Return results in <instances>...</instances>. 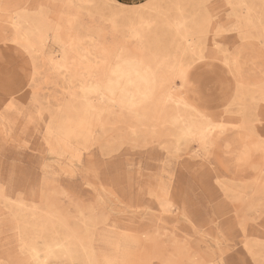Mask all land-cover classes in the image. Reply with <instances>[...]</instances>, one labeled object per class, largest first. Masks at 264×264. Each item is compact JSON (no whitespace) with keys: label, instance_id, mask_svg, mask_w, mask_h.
I'll return each instance as SVG.
<instances>
[{"label":"rangeland","instance_id":"obj_1","mask_svg":"<svg viewBox=\"0 0 264 264\" xmlns=\"http://www.w3.org/2000/svg\"><path fill=\"white\" fill-rule=\"evenodd\" d=\"M0 264H264V0H0Z\"/></svg>","mask_w":264,"mask_h":264},{"label":"bare ground","instance_id":"obj_2","mask_svg":"<svg viewBox=\"0 0 264 264\" xmlns=\"http://www.w3.org/2000/svg\"><path fill=\"white\" fill-rule=\"evenodd\" d=\"M116 2V1H115ZM114 2V3H115ZM239 2V1H238ZM110 4V3H109ZM111 4H112V2H111ZM116 4H117V2H116ZM244 5H245V3H244ZM247 5V4H246ZM250 22V21H249ZM260 22V21H259ZM135 23V22H134ZM259 24V23H258ZM184 25V24H183ZM250 25V24H249ZM186 29V28H185ZM135 31V30H134ZM186 31V30H185ZM133 32V31H132ZM187 45H188V43H187ZM189 47V46H188ZM188 49V48H187ZM188 51H189V49H188ZM121 61V60H120ZM120 70V69H119ZM116 87V86H115ZM131 87V86H130ZM141 95V94H140ZM103 98V97H102ZM171 97H169V99H170ZM101 99V98H100ZM171 100H173V98L171 99ZM168 102V101H167ZM186 106V105H185ZM88 108V107H87ZM129 108H130V106H129ZM139 111H140V109H139ZM147 111V110H146ZM192 123H193V121H192ZM205 124V123H204ZM184 125V124H183ZM209 125H210V123H209ZM208 125V126H209ZM206 127V126H205ZM197 129V128H196ZM201 131H203V130H201ZM207 132V131H206ZM54 245H58V250L60 251V252H62V253H64V254H68V255H71V251H70V249H68V248H66L65 246H63V244L62 243H55ZM33 246V245H32ZM32 250V249H31ZM33 254V253H32ZM31 254V255H32ZM33 256V255H32Z\"/></svg>","mask_w":264,"mask_h":264}]
</instances>
